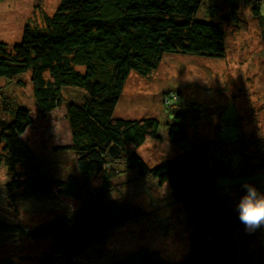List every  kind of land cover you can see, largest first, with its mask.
<instances>
[{"label":"trees","instance_id":"obj_1","mask_svg":"<svg viewBox=\"0 0 264 264\" xmlns=\"http://www.w3.org/2000/svg\"><path fill=\"white\" fill-rule=\"evenodd\" d=\"M249 1H232L224 19L237 25L242 3ZM201 6L202 0H61L52 15L44 14L42 27L25 25L18 44L0 41V79L30 73L38 104L37 110L16 106L7 117L0 114V181L18 191L21 201L56 193L70 207L33 228L0 221V237L52 240L41 259L28 264H79L88 250L105 245L107 235L144 217L132 204L106 200L119 171L168 183L192 227L190 252L183 260L140 248L119 264H250L237 263L232 248L233 235L244 227L235 211L243 184L221 186L220 180L235 176L236 160L239 176H253L248 183L264 187V144H255L256 152L241 146L220 157L217 152L240 142L238 124L231 125L232 133L223 125L214 141L189 143L180 111L168 135L181 152L150 166L137 150L148 139L160 138L161 121L114 115L130 74L150 75L165 54L225 56V32L199 16ZM254 14L264 39L259 3ZM70 87L85 92L81 103L65 98L63 91ZM180 102L178 97L168 105ZM62 106L70 142L55 146L52 123ZM46 149L72 151L78 174L48 177L40 162ZM94 177L102 179L101 186H91Z\"/></svg>","mask_w":264,"mask_h":264},{"label":"rangeland","instance_id":"obj_2","mask_svg":"<svg viewBox=\"0 0 264 264\" xmlns=\"http://www.w3.org/2000/svg\"><path fill=\"white\" fill-rule=\"evenodd\" d=\"M60 1L0 0V41L10 46L18 44L25 25L42 27L44 14L52 15ZM232 1L235 0H202L199 12L202 19L222 26L226 42L224 57L165 54L150 75L143 77L132 72L124 85L114 115L133 120L154 117L163 125L160 138L148 139L137 150L150 166L181 152V146L168 135L169 123L180 111L185 114L189 143L214 141L223 125L226 133H232L231 125L238 124L240 142L233 144L230 151L227 147L217 152L220 157L240 151L241 146L256 152L255 144H264V39L254 14L258 3L264 12V0L242 3L237 25L224 19L231 11ZM63 94L68 101L78 103L85 96L83 90L73 87L64 89ZM178 97L182 104L168 105ZM16 106L38 109L30 73L0 79V114L7 117V111ZM64 113L65 106H62L52 123L55 146L70 142ZM40 162L50 178L63 180L78 174L72 151L46 149ZM234 172V177L220 180L221 186L242 185L254 179L239 176L242 168L236 160ZM91 182L92 187H99L102 179L94 177ZM257 188L264 190L260 184ZM18 193L10 190L6 181H0V221L33 228L69 212L67 202L56 193L25 201L19 199ZM106 200L132 204L144 212V217L107 235L105 245L88 250L79 264H119L130 252L140 248L156 251L171 261H181L189 254L192 227L182 203L174 200L168 183L160 185L152 177L141 180L134 172L119 171ZM51 245L52 240L48 238L1 236L0 261L34 263ZM232 248L237 263L264 264V228L251 233L245 227L239 229L232 237Z\"/></svg>","mask_w":264,"mask_h":264},{"label":"clouds","instance_id":"obj_3","mask_svg":"<svg viewBox=\"0 0 264 264\" xmlns=\"http://www.w3.org/2000/svg\"><path fill=\"white\" fill-rule=\"evenodd\" d=\"M235 211L246 231L251 233L264 228V190L251 183L243 184Z\"/></svg>","mask_w":264,"mask_h":264}]
</instances>
